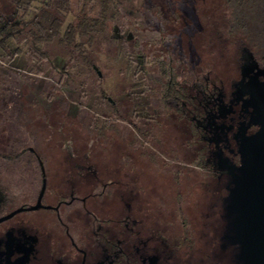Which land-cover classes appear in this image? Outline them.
Instances as JSON below:
<instances>
[{
    "label": "flooded vegetation",
    "instance_id": "af4514ba",
    "mask_svg": "<svg viewBox=\"0 0 264 264\" xmlns=\"http://www.w3.org/2000/svg\"><path fill=\"white\" fill-rule=\"evenodd\" d=\"M178 15L180 18L173 22H180L182 16ZM160 25L156 30L159 35L146 40L147 48L143 47L144 50L139 47L135 52L131 49L128 54L119 50L120 55L140 61L132 83L128 86L118 84L115 88L121 97L135 96L128 117L123 116L119 100L104 87L110 78L103 87L109 94V101L118 103L121 114V119L112 128L89 122L92 118L89 109L81 111L73 103L67 115L61 117L75 119L79 113L86 111V130L89 134L95 133L94 125L97 124L105 132L118 135L119 124L125 122L131 132L126 147L140 155L145 168L158 176L182 178L199 194L201 199L197 203L202 212V230H196L195 226L191 231L185 220H181L179 232L169 238L164 234H151L133 218L132 208L126 207L125 228L120 222L115 224V228H109L105 220L97 219L87 236L84 234L88 232V225L82 228L85 233L78 231L74 234L79 218L72 227L62 218L60 203L53 204L49 200L48 187L53 182L42 161L46 142L40 118L42 114L52 118L60 115L53 114L50 106L43 105L34 123V129L39 133V149L32 146L17 159H10L4 155L8 133L0 137V264H217L219 254H240L239 245H231L225 238L229 223L233 221L231 216L230 220L227 219V208L231 191L235 188V178L242 175V126L246 127L245 135H252L258 130V125L252 121V108L247 104L249 95L242 93L240 83L243 71L250 67L255 68L264 82V61L250 55L239 45L228 46L222 35L215 34L214 37L213 26L208 35L209 43L217 52L218 48L226 50L229 56L208 61L200 56L201 47L199 51L196 48L192 50L195 40L186 36L185 27ZM126 32L118 33V44L126 38ZM155 40L160 43H155ZM143 55L147 64L143 63ZM54 67L58 71L63 69ZM96 71L102 78V72ZM126 71H131L130 64ZM119 73L122 76L124 69ZM139 84L144 85L129 93L117 90L118 87ZM137 105H146L144 115L136 111ZM142 116L147 119L152 139L163 145L165 151L157 153L160 159L156 161L153 156H145L131 145L135 131L127 119H133L136 124V118ZM158 119L163 120L162 124L156 122ZM91 124L93 126H89ZM4 137L7 138L5 142ZM32 162L39 167L41 180L40 187L34 190L37 191L35 194L20 184L25 166ZM20 165L22 168L19 170ZM4 181L7 182L3 184ZM134 195V198L138 197V193ZM180 207V202L174 200L172 208ZM82 211L89 215L85 209ZM85 219L86 222L89 220L88 217ZM194 219L196 225L197 219ZM218 241H222L220 249ZM224 261L227 264H247L245 260L241 263L228 257Z\"/></svg>",
    "mask_w": 264,
    "mask_h": 264
},
{
    "label": "rangeland",
    "instance_id": "374dc122",
    "mask_svg": "<svg viewBox=\"0 0 264 264\" xmlns=\"http://www.w3.org/2000/svg\"><path fill=\"white\" fill-rule=\"evenodd\" d=\"M128 1L136 10L126 11L132 26L127 29L125 37L127 40L136 37L145 45L146 40H152L159 35L156 30H159L161 25L157 18L143 14V0ZM153 3L162 9L167 18L176 13L182 16L184 23H180L179 27L180 29L185 27L186 36L195 39V47L192 45L193 51L194 48L199 51L198 48L201 47L202 58L211 61L215 57H225V52L220 48L217 52L208 38L212 26L213 36L224 33V25L217 18L220 12L219 0H153ZM4 5H6L4 1L0 0V6ZM4 18L5 24L19 22L10 7L4 9ZM115 35L118 36V29L115 30ZM197 40L199 44L201 42L200 46ZM9 43L13 49L18 47L14 41ZM22 47L23 52L28 50L26 43ZM119 50L120 44L100 49L103 62L114 68L113 75L104 87L119 100L123 116L128 117L135 96L121 97L115 88L118 84L128 86L132 83L134 71L140 68V61L120 55ZM129 64L131 71L127 73ZM25 65L24 55L6 63L7 68L16 71H22ZM54 65L62 69L64 60L58 58L54 61ZM121 69L125 71L122 76L119 73ZM262 74L264 75V70ZM46 83L45 78L32 85H24L20 82L18 88L22 94L35 96L45 105L41 93L46 91ZM240 87L242 93L247 92L249 95L247 104L252 108V121L258 125V130L252 135H245L246 127L242 126L244 133L241 140L240 171L244 184L241 197L245 210L239 225L243 236L259 248L260 264H264V82L259 78L255 68L250 67L243 71ZM73 107L77 110L76 106ZM87 117L88 114L84 111L75 119L71 117L64 119L61 116L52 118L48 114H42L40 118L41 123L44 124L43 140L46 142L42 161L48 171L49 179L53 182L48 187L49 200L53 201V204L60 203L61 216L71 226L73 223L76 224V219L79 218L74 234L78 231L85 233L84 229L88 225V232L84 234L87 236L97 219L105 220L109 228H115L117 222L125 228L126 224L123 220H125L126 207L132 208L133 218L143 227L142 229L151 234H164L169 238L173 233L179 232L181 220H185L191 231L195 226L196 230H202V212L197 203L201 197L192 186L186 185L182 178L158 176L145 168L140 155L126 147L131 132L125 122L119 124L118 135L105 132L97 124L94 125L95 133L89 134L86 130ZM5 137L3 142L7 140ZM18 168L20 170L22 166ZM6 182L4 181L3 184ZM20 184L33 194L37 192L34 190L40 187L39 167L33 162L25 166ZM183 185H186V188H183ZM240 186L241 179L235 178V188L231 191L228 208L237 205L239 200L237 192ZM137 193L138 197L134 198V194ZM174 200L180 202V208H172ZM82 207L89 212V215L82 211ZM234 214V211L228 209L227 219L230 220ZM86 217L89 218L87 222ZM194 217L197 219L196 225L193 223ZM229 224L225 235L227 243L238 245L232 222ZM191 237L193 238V235Z\"/></svg>",
    "mask_w": 264,
    "mask_h": 264
},
{
    "label": "trees",
    "instance_id": "16d2710c",
    "mask_svg": "<svg viewBox=\"0 0 264 264\" xmlns=\"http://www.w3.org/2000/svg\"><path fill=\"white\" fill-rule=\"evenodd\" d=\"M3 1L6 5L0 6V137L6 132L9 136L4 155L17 159L32 146L40 148L39 133L34 129V123L39 118L43 102L35 96L22 94L18 88L20 82L32 85L45 78L47 87L41 96L53 114L65 117L73 103L81 111L89 109L92 115L89 122L112 128L121 119V114L118 103L109 101V94L103 87L113 75L114 68L102 61L100 49L118 44L115 30L118 29L119 34L127 31L132 22L126 11H135L136 8L128 0ZM143 2V14L157 18L160 24L180 26L184 23L182 19L179 23L173 22L179 16L177 13L168 18L164 16L153 0ZM219 5V17H215L224 25L222 40L231 47L239 45L250 55L264 61V0H219ZM6 7L12 8L18 17V24H5ZM191 40L195 39L191 37ZM11 41L18 46L16 49L10 46ZM25 43L28 50L23 52L22 45ZM155 43L160 42L155 40ZM146 45L135 38H125L120 50L128 54L131 49L135 52L136 48H147ZM223 52L225 57L229 56L226 50ZM22 55L26 62L22 71L6 67L7 61H14ZM58 58L64 60L60 71L53 64ZM143 63L147 64L144 55ZM96 69L102 72V78H99ZM143 85L118 87L117 90L129 93ZM136 107L138 113H146V105ZM158 120L156 122L162 124L163 120ZM127 121L135 131L131 145L145 156H153L155 161L160 159L157 153L165 151L163 145L152 139L147 119L138 117L136 124L133 119L128 118ZM217 228L220 230L219 226ZM221 244L222 241H218L219 249ZM227 257L244 263L240 249L239 255L219 254L217 264H227L224 261Z\"/></svg>",
    "mask_w": 264,
    "mask_h": 264
},
{
    "label": "water",
    "instance_id": "95a60500",
    "mask_svg": "<svg viewBox=\"0 0 264 264\" xmlns=\"http://www.w3.org/2000/svg\"><path fill=\"white\" fill-rule=\"evenodd\" d=\"M99 76H101V74L99 73ZM238 179H241V186L239 191L237 192V196L239 200H237V205H234L231 208H227L230 211H234L235 214L232 216L233 217V221L232 225L234 228V232L236 234V239L238 240V245L241 249V257L243 260H245V262L247 264H260L261 263V253L258 247H256L255 243L250 241L248 238H245L243 236V231L240 228V219L242 217V215L244 214V210H245V205H244V201L241 197V193L243 192V187L244 184L242 182V175L237 177Z\"/></svg>",
    "mask_w": 264,
    "mask_h": 264
}]
</instances>
